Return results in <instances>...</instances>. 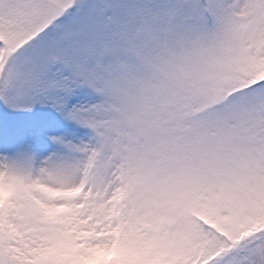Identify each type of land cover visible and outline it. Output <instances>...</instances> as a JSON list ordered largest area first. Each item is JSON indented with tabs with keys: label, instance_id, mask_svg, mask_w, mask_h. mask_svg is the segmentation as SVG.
<instances>
[{
	"label": "snow or ice",
	"instance_id": "1",
	"mask_svg": "<svg viewBox=\"0 0 264 264\" xmlns=\"http://www.w3.org/2000/svg\"><path fill=\"white\" fill-rule=\"evenodd\" d=\"M0 264H264V0H0Z\"/></svg>",
	"mask_w": 264,
	"mask_h": 264
}]
</instances>
